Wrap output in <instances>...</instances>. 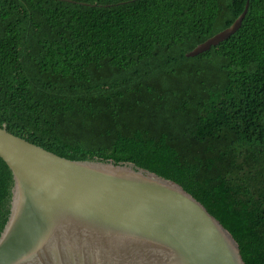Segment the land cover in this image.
I'll return each mask as SVG.
<instances>
[{
  "label": "trees",
  "instance_id": "1",
  "mask_svg": "<svg viewBox=\"0 0 264 264\" xmlns=\"http://www.w3.org/2000/svg\"><path fill=\"white\" fill-rule=\"evenodd\" d=\"M72 1L0 0V128L177 183L264 264V0ZM11 187L0 159V233Z\"/></svg>",
  "mask_w": 264,
  "mask_h": 264
},
{
  "label": "water",
  "instance_id": "2",
  "mask_svg": "<svg viewBox=\"0 0 264 264\" xmlns=\"http://www.w3.org/2000/svg\"><path fill=\"white\" fill-rule=\"evenodd\" d=\"M247 10L185 56L228 39ZM0 159L12 177L0 264H244L220 222L155 173L131 163L66 159L3 128Z\"/></svg>",
  "mask_w": 264,
  "mask_h": 264
}]
</instances>
